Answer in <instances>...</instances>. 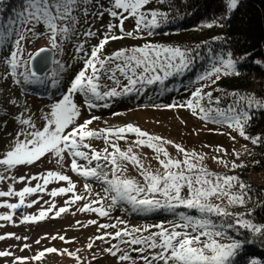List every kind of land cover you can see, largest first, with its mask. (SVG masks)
<instances>
[{"label":"snow or ice","instance_id":"6c2138e0","mask_svg":"<svg viewBox=\"0 0 264 264\" xmlns=\"http://www.w3.org/2000/svg\"><path fill=\"white\" fill-rule=\"evenodd\" d=\"M4 2L0 0V6ZM153 2L172 6L171 0H108V6L102 0H21L19 8L12 9V15L6 21H0V80L9 86L23 87L43 82L40 69L36 67L39 63L45 69L50 64L56 65L52 86L59 88L61 73L71 65H65L55 57L70 42L75 49L73 59L83 64L61 98H54L35 119L27 105L14 114L11 109H19L20 105L10 94L11 87L7 90L8 95L0 89V131L7 128L10 120L18 125L14 134L9 133L11 139L7 148L0 152V183L8 184L6 191L0 190V198L18 199L15 203L0 199V208L8 209L0 213V221L15 226L13 217L19 215L20 224H35L66 213L74 216L77 212L92 213L112 221H76L83 229L96 227V233L87 237L85 249L70 251L68 248L46 247L31 257L17 256L6 249L0 250V258H11V264H29V261H41L46 254L55 253L73 258L76 264H99L101 259L109 258L115 264H234L236 255L246 243H254L256 238L264 237V224L253 222L249 218L251 211L233 213L228 210L229 206H244L251 200L250 185L237 175L209 170L207 153L187 149L132 123L100 129L90 127L101 119L92 115L94 109L109 108L111 101L117 98L144 95L150 89L158 91L159 95L178 91L170 88L167 82L185 77L198 61L205 60L200 44L182 47L147 40L169 23L168 12L148 7ZM240 2L224 0L225 15L205 26L224 27L221 21L230 18L238 10ZM3 11L0 7V13ZM105 15L109 22L101 34L99 29L93 30L92 21L101 20ZM81 18L88 25L83 30ZM129 20L134 21L132 30L126 28ZM81 36L82 40L79 39ZM92 38H96L98 43L88 49L85 45ZM124 39H145L146 42L106 54V45ZM39 40H44L46 46L34 53L28 52L27 46ZM5 50L7 55L2 54ZM249 55L245 53L237 60L233 59L230 50L225 54L209 48L206 66L194 80L189 81V84L196 85L194 90L185 85L190 96L183 101L153 104L151 107L185 109L193 118L204 122L205 127L208 123L218 126L208 128L209 132H219L220 127L227 126L253 145L264 143V137H253L246 132L254 113L264 111V99L255 94H241L238 90L229 92L217 86L223 77H239L242 73L238 64ZM214 93L220 95L214 96ZM77 95L83 97V105L76 102ZM82 108L87 109L90 117L83 122ZM130 136L134 137L131 141ZM229 136L236 140L230 133ZM100 140L105 146L97 150L92 142ZM122 141L128 144L126 149L121 148ZM169 146L175 149V157L169 152ZM143 148L152 150L154 155L151 159L158 167L145 163L148 158L140 151ZM214 152L227 153V150L216 146ZM234 155L239 159V153L234 151ZM210 158L233 170L246 166L235 160L229 165L220 155L214 154ZM43 159H48L49 163L54 161L58 170L18 177L12 174L20 166H35ZM129 165L136 169L139 179L126 175ZM66 167L85 180L84 194H78L77 184L66 172L59 170ZM32 181H37L35 186L31 185ZM89 181L99 182L102 193L95 192ZM53 182H65L66 186L48 191V185ZM17 183L25 186L16 190L14 185ZM37 193H47L51 198H66L63 206L58 207L54 199L45 200L38 214L24 213L23 209H30L43 199L42 196L36 200L28 199ZM73 206L75 211H71ZM117 208L124 211L130 208L137 214L162 211L175 219L130 227L127 221L112 217L111 213ZM4 226L0 223V228ZM230 231L237 236L247 232L253 238L245 241L229 235ZM7 239L27 241L28 237L15 233L0 234V241ZM44 239H49L47 234L35 243L39 245ZM57 239L64 244L76 242L75 238L67 239L63 234L50 237L53 241ZM101 244L105 246L101 247ZM17 247L23 252L30 250L32 245L25 242ZM83 250L89 252L91 259L80 255ZM250 264H264V261L253 258Z\"/></svg>","mask_w":264,"mask_h":264},{"label":"rangeland","instance_id":"374dc122","mask_svg":"<svg viewBox=\"0 0 264 264\" xmlns=\"http://www.w3.org/2000/svg\"><path fill=\"white\" fill-rule=\"evenodd\" d=\"M103 3H105L106 6H108V0H102ZM90 20H92L91 17H89ZM109 22V17L107 15L104 16L101 20H93V30L99 29L100 33L106 31V25ZM81 26L82 30L87 28V24L84 23L83 19L81 18ZM134 27V21L129 20L126 21V28L128 30H132ZM80 40L83 39L81 36L79 38ZM148 40V39H147ZM150 41V40H149ZM145 39H138V40H132V39H124L122 41H113L110 42L108 45H106V54H111L112 52L125 47H132V46H138L145 43ZM152 42V41H151ZM98 43V40L96 38H92L89 40V42L85 45L86 48L90 49L92 45H95ZM46 46L44 40L36 41L30 45L27 46V51L34 53L38 48ZM3 55H7V52H3ZM75 54V49L73 46V43H67L65 45L64 51L57 55L55 59L61 60L65 65H71V67H66L65 71L61 73L59 79L61 88L57 92L51 93L49 90L47 92H44L43 95L45 98H41L42 100H38L34 97V95H38V93L35 90L30 89L27 90V84L23 87L17 86V85H11L9 86L8 83L0 80V89L5 90V94L8 95V89L11 87L10 94L13 96V98L17 99L20 107L19 109H11V111L16 114L18 111L22 110L24 105H27L28 108L31 109V112L33 114V118L35 119L36 116L40 114V110L46 109V106L49 105L51 102H53V98L59 99L61 98V95L63 91L66 90L68 84L70 83L71 79L74 77V75L83 67V64L78 59H73V56ZM27 58V55L25 56ZM53 68V67H52ZM52 68L46 72L49 73ZM2 70V69H0ZM56 70V65H55ZM20 71H23V69H20ZM51 76H53L51 74ZM67 83V86L64 87V84ZM106 83H111L107 82ZM179 89V87H177ZM209 90V89H206ZM205 90V91H206ZM28 92V93H27ZM37 93V94H32ZM48 93V94H45ZM251 94H259L264 99V87L260 89L259 92ZM132 97L130 100L129 98ZM145 97V96H144ZM146 98V97H145ZM143 98V95L138 96H128L123 98H117L113 101H111V107L109 108H97L92 111V115L98 116L101 119L99 121H95L93 125L90 127L95 129H100L104 127H120L123 125H126L128 123H132L134 125L139 126L142 130L148 131L152 134L163 136L169 140H173L175 143L181 144L187 149H194L197 152L201 153H207L209 156V159L206 161L209 170L220 173V174H226L227 171H230L231 168H225L222 165L217 164L214 162L210 157L212 155H220L229 162V165L233 160H235L236 163H238V159H236L235 153H240L242 150V137L238 135V132L232 131L227 126H223L219 128V132L213 131L209 132L208 128H217V125H214L212 123H208L205 127L204 122L193 118L190 113L185 109H176V110H166L163 108L157 109L154 107H151L153 104H159V105H165L173 103V101H183L188 97H183L181 94H175L171 97L165 98V95L163 97H158L157 100H153V98L145 100ZM50 99V100H48ZM76 102L83 105V97L80 95H77L75 97ZM141 99V100H140ZM140 101H143V103H140ZM113 113H119V115H113ZM89 113L87 109L82 108V118L81 122H83V119H88ZM105 121L107 123H105ZM182 121L186 123H182ZM38 123H42V121H38ZM18 125L14 122V120H10L7 128L3 131H0V152H3L11 139L9 136V133L14 134L17 130ZM223 133V134H220ZM229 133L231 136H235L236 140L233 141L230 139ZM134 139V137L130 136L129 141ZM241 140V141H240ZM93 147L97 148V150L102 149L105 145L102 140L100 141H93L92 142ZM205 145H210L211 147H205ZM120 146L122 149H126L128 147V144L125 142H121ZM216 146H222L224 149L227 150V153H215L214 149ZM169 152L172 154V156H176V151L174 148L169 146L168 148ZM144 156H146L148 159L145 161V163H150L153 168L158 167L155 160L151 159L154 153L152 150L148 148H143L140 150ZM46 170H58L57 166L55 165L54 161L49 163L48 159H43V162H37L35 166H20L17 169H14L12 171V174L15 176H20L24 174L28 175H35L41 172H45ZM61 171L66 172L67 175H69L72 180L77 184L78 194H84V188L83 185L85 183V180L81 177L76 176L70 169L67 167L64 169H59ZM126 175L130 177H136L139 179L137 175V171L134 167L131 165L128 166V172ZM249 177L258 184H264V169L253 172L249 174ZM9 181L8 183H10ZM92 185V188L95 192H101V185L99 182L96 181H89ZM37 181H32L31 185L35 186ZM7 183H0V190H7ZM25 185L23 183H17L14 185L16 190H20ZM60 186H66L65 182H53L48 185V191H50L52 188L60 187ZM43 197V199L40 200V203H37L33 205L32 208H25L23 209V212L26 214H38V210L41 208V205L45 200H53L57 204L58 207L63 206L64 199L66 197H56L51 198L47 195V193H37L31 197H29V200H36L39 197ZM0 199H8L9 202H17L18 198H0ZM216 203H221L220 201H215ZM83 203V202H80ZM226 204V201L224 202ZM222 204V206H224ZM48 205H44V207H47ZM127 207V206H125ZM232 209H241L240 205H234L229 206L228 210L231 211ZM8 209L6 208H0V213L6 212ZM71 211H75V206L71 209ZM50 216L52 213L49 214ZM112 217H119L125 221H127L128 225L130 227H137V226H144V225H154L160 222H167L171 220H158V219H145L144 213H133L130 208L127 211L122 210L121 208L115 209L111 213ZM90 219H97L100 223H110L112 222L109 218H100L92 213H79L77 212L76 215H71L70 213L62 214L61 217L55 218V219H46L44 221L35 223V224H20L19 215H16L13 217V220L15 222V226L13 223H8L4 221H0V223L5 224L3 228H0V234L5 233H15L16 235H19L21 237H28L27 241L21 240L16 241L15 239H7L4 241H0V250H6L10 249L13 251L17 256H26L31 257L36 254L37 251L42 250L46 247H56L57 249H63L68 248L70 251H75L77 248L85 249L87 237L92 236L96 233V227L95 226H89L87 229L80 228L79 225L76 224V221H82L84 223H87ZM154 230V229H153ZM108 231H114L113 229H109ZM45 234L48 235L49 239H44L41 241V244L37 245L35 241L39 239L42 236H45ZM56 234H63L66 236L67 239H73L75 238V243L72 244H64L60 240H50V237L52 235ZM29 243L32 245L30 250H25L21 252L19 250V247L17 245L22 246L23 243ZM115 242V241H113ZM227 242V241H225ZM100 243V242H97ZM105 245L101 244V247ZM80 255L82 257H87L88 259H91L89 252L87 250H83ZM135 255V254H134ZM0 264H11V258H0ZM29 264H76V261L73 258H70L66 255H58V254H46V257L42 259L41 261H29ZM99 264H115L113 260L109 259H101L99 261ZM250 264V263H248Z\"/></svg>","mask_w":264,"mask_h":264},{"label":"trees","instance_id":"16d2710c","mask_svg":"<svg viewBox=\"0 0 264 264\" xmlns=\"http://www.w3.org/2000/svg\"><path fill=\"white\" fill-rule=\"evenodd\" d=\"M20 4L21 0H5L4 4L0 6L4 9L0 13V21H6L12 15V9H18ZM171 5L169 7L167 4L159 5L153 2L148 6L152 9L159 8L168 12L169 23L156 30V34L147 39L157 44L179 45L182 47H194L200 44V51L204 54L205 60L198 61L193 71L186 74L185 77L174 78L167 82L170 88L177 89L179 87V90L165 93V98L175 94H181L183 97L190 96L191 93L185 90V85H189V88L194 90L196 85L189 84V81L194 80L200 70L206 66L207 50L209 48L214 51H223L225 54L230 50L233 59L237 60L244 56L245 53L250 54L246 60L238 64V70L242 74L239 77H223L218 82L217 86L219 88L229 92L238 90L241 94H251L250 92L257 93L264 87V0H241L238 10L234 11L230 18L221 21L224 27L213 26L212 28H208L205 25L225 15L224 0H171ZM214 37H222L223 39L214 40ZM256 61L261 63L257 64ZM54 71L55 65H53L49 73L42 76L43 82L27 84L29 86L28 89L36 92L40 91L35 97L36 99L40 98L39 94L41 91L45 92L49 88H52L51 92L60 90L61 84L59 88L52 86L53 76L51 74ZM66 86L67 83L64 84V87ZM164 95H159L158 91L150 89L147 94L143 95V98L146 97L145 100H147V97L148 99L157 100L158 97L160 98ZM215 95H220V93H214ZM256 96L263 99L259 94H256ZM129 99L131 100L132 97ZM140 103H143V101H140ZM250 125V127H246L248 135L264 137V111L255 112ZM241 143L242 150L239 153L238 164L243 163L246 166L239 169H231L226 174L237 175L241 181L250 185L249 194L251 200L246 205L240 206V210L232 209L231 212L247 213L251 211L252 215L249 218L253 222L264 224V184L255 183L249 177L250 173L264 169V143L253 145L250 141L243 138ZM144 214L147 220L175 219L171 214L162 211ZM192 214L199 215L195 212ZM213 219L217 218L213 217ZM229 235L245 241L253 238L247 232L243 236H237L236 233L230 231ZM253 258L264 261V237L256 238L254 243H246L236 255L234 264H248Z\"/></svg>","mask_w":264,"mask_h":264},{"label":"water","instance_id":"95a60500","mask_svg":"<svg viewBox=\"0 0 264 264\" xmlns=\"http://www.w3.org/2000/svg\"><path fill=\"white\" fill-rule=\"evenodd\" d=\"M52 64L48 65L47 69L43 68L39 63L36 64V67L40 69V74L45 73L48 69H50Z\"/></svg>","mask_w":264,"mask_h":264}]
</instances>
